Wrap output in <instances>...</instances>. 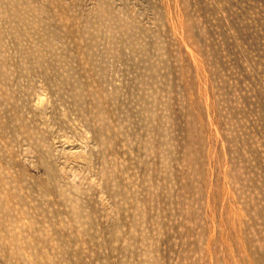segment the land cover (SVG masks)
Masks as SVG:
<instances>
[{"label": "rangeland", "instance_id": "374dc122", "mask_svg": "<svg viewBox=\"0 0 264 264\" xmlns=\"http://www.w3.org/2000/svg\"><path fill=\"white\" fill-rule=\"evenodd\" d=\"M0 264H264V0H0Z\"/></svg>", "mask_w": 264, "mask_h": 264}]
</instances>
